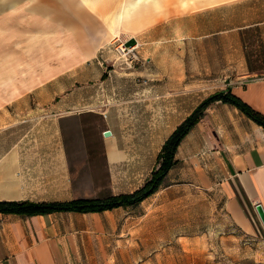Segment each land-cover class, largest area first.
I'll return each mask as SVG.
<instances>
[{"label":"rangeland","instance_id":"obj_1","mask_svg":"<svg viewBox=\"0 0 264 264\" xmlns=\"http://www.w3.org/2000/svg\"><path fill=\"white\" fill-rule=\"evenodd\" d=\"M126 1L0 0V17L13 13L24 26L14 46L24 47L26 60L62 65L59 74L0 107V156L14 143H47L63 111L104 107L125 133L128 159L113 166L116 178L128 187L144 183L165 133L186 112L171 106L187 103L184 87L171 89L165 63L152 64L151 50L164 56L168 44L187 40L189 25L217 22L236 1L261 6V0H153L115 18ZM192 41L186 56L197 59L203 53ZM181 54L180 44L169 47L170 59ZM196 172L192 162L176 164L154 193L110 215L102 238L87 241L70 264H264V241L231 221L226 194L213 177Z\"/></svg>","mask_w":264,"mask_h":264},{"label":"crops","instance_id":"obj_2","mask_svg":"<svg viewBox=\"0 0 264 264\" xmlns=\"http://www.w3.org/2000/svg\"><path fill=\"white\" fill-rule=\"evenodd\" d=\"M152 1L127 0L115 18L137 13L140 2ZM263 4L261 0L260 7H248L236 1L230 5L227 17L215 19L218 23L189 25L184 35L187 40L168 44L164 56H159L157 47L151 50L152 64L165 63L166 73L172 71L171 89L184 87L181 95L187 101L171 106V110L186 112L173 122L162 143L202 99L217 90L229 89L264 115ZM22 28L20 19L13 13L0 17V107L62 71V65L56 60L49 63L44 59L26 60L24 47L14 46ZM195 38L203 53L197 59L186 56ZM177 44L182 49L181 58L170 59L169 47ZM210 84L217 85L216 90L199 91ZM192 91L196 99L189 103ZM159 95L163 94H156ZM54 128L55 136L49 137L47 143L28 147L14 143L1 154L0 200L47 202L104 198L130 193L142 185L140 182L128 187L116 178L113 166L127 160L128 154L123 146L125 133L114 126L107 108L63 111L57 114ZM106 129L111 131L109 136L103 135ZM157 153L150 170L156 164ZM174 158L176 162L164 182L170 180V171L176 164L192 162L194 169L197 165L198 175L213 177L226 194L225 207L231 221L246 234L264 241V226L256 210L259 204L264 212V128L261 125L237 106L215 101L204 109L200 119L179 142ZM121 208L32 215L0 213V264L73 263L81 248L88 249L87 241L102 238L113 221L108 217Z\"/></svg>","mask_w":264,"mask_h":264},{"label":"trees","instance_id":"obj_3","mask_svg":"<svg viewBox=\"0 0 264 264\" xmlns=\"http://www.w3.org/2000/svg\"><path fill=\"white\" fill-rule=\"evenodd\" d=\"M127 42L133 44V39ZM231 103L237 106L247 116L264 128V115L252 109L249 105L233 95L230 90H217L202 99L198 105L173 129L161 145L156 164L144 183L130 193L111 195L104 198H79L67 201H42L29 200H0V213H16L24 215L45 214L54 211H79L98 212L114 207H127L142 201L154 193L164 182L169 169L175 164V152L179 142L200 119L204 109L215 101Z\"/></svg>","mask_w":264,"mask_h":264},{"label":"water","instance_id":"obj_4","mask_svg":"<svg viewBox=\"0 0 264 264\" xmlns=\"http://www.w3.org/2000/svg\"><path fill=\"white\" fill-rule=\"evenodd\" d=\"M110 134H111V131L109 129H106V130L103 131V135L104 136H109ZM256 210H257L258 215H259V217L261 219V222H262V224L264 226V212H263V210H262V208H261V206L259 204L256 205Z\"/></svg>","mask_w":264,"mask_h":264}]
</instances>
